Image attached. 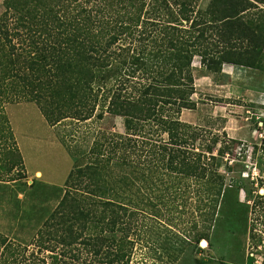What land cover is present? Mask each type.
<instances>
[{
  "label": "trees",
  "instance_id": "obj_1",
  "mask_svg": "<svg viewBox=\"0 0 264 264\" xmlns=\"http://www.w3.org/2000/svg\"><path fill=\"white\" fill-rule=\"evenodd\" d=\"M260 3L2 0L0 174L24 168L8 103L32 102L51 125L109 109L123 132L98 133L80 155L69 150L55 206L27 243L0 232V264H144L134 259L144 239L178 260L185 231L156 243L145 238L154 227L146 219L159 224L157 236L169 230L192 187L204 230L232 188L218 169L227 142L180 119L194 107L192 60L213 72L225 63L264 70Z\"/></svg>",
  "mask_w": 264,
  "mask_h": 264
},
{
  "label": "rangeland",
  "instance_id": "obj_2",
  "mask_svg": "<svg viewBox=\"0 0 264 264\" xmlns=\"http://www.w3.org/2000/svg\"><path fill=\"white\" fill-rule=\"evenodd\" d=\"M208 2L196 0V7L203 9ZM2 11L0 0V30L5 29ZM192 73L194 107L182 109L180 119L227 142L218 169L232 185L230 203L221 205L203 230L198 196L190 187L188 200L174 210L177 217L169 230L157 236L159 224L151 215L146 219L154 227L145 238L156 243L171 239L173 230L185 231L188 243L178 260L160 258L156 244L145 239L136 246L134 259L144 264H264V70L225 63L213 72L194 56ZM5 112L24 168L0 174V232L27 243L59 199L73 163L69 150L80 155L98 133L123 132L122 119L106 109L101 119H65L51 125L26 101L6 104ZM202 230L207 237L195 241Z\"/></svg>",
  "mask_w": 264,
  "mask_h": 264
}]
</instances>
